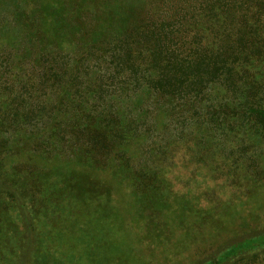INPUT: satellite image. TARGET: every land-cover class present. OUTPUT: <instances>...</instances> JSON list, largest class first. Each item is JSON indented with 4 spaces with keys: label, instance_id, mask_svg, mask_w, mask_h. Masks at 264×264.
<instances>
[{
    "label": "rangeland",
    "instance_id": "1",
    "mask_svg": "<svg viewBox=\"0 0 264 264\" xmlns=\"http://www.w3.org/2000/svg\"><path fill=\"white\" fill-rule=\"evenodd\" d=\"M262 237L264 0H0V264H264Z\"/></svg>",
    "mask_w": 264,
    "mask_h": 264
},
{
    "label": "trees",
    "instance_id": "2",
    "mask_svg": "<svg viewBox=\"0 0 264 264\" xmlns=\"http://www.w3.org/2000/svg\"><path fill=\"white\" fill-rule=\"evenodd\" d=\"M257 241H264V237H262V239L261 240H258V239H256V240H253V241H248V242H246V247H252V246H254L253 244L254 243H256ZM250 243V244H249Z\"/></svg>",
    "mask_w": 264,
    "mask_h": 264
}]
</instances>
